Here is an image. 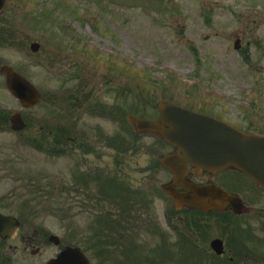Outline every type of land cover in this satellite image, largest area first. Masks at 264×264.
<instances>
[{
	"label": "rangeland",
	"instance_id": "1",
	"mask_svg": "<svg viewBox=\"0 0 264 264\" xmlns=\"http://www.w3.org/2000/svg\"><path fill=\"white\" fill-rule=\"evenodd\" d=\"M237 39H241L239 51L234 49ZM32 43L41 46L39 52L30 50ZM4 65L27 77L43 100L33 108V150L24 148L15 135L0 132V147L19 144L18 157L12 161L19 163L21 178L33 179V187L24 182L0 183L1 212L21 221L12 240H0V258L9 264H46L61 249L48 242L50 235H56L62 246L84 250L91 264H128L124 257L134 252L113 239L115 231L102 223L105 213L123 222L122 230L132 235L126 242L148 247L143 248V256L163 245L164 235L173 245L182 232L190 243L187 220L208 227L209 236L197 250L200 255L212 239L223 236L217 228L222 225L220 217L174 213L162 191L170 176L157 167L168 149L154 138L133 134L126 117L158 121V105L170 103L209 115L217 112L240 129L264 130V0H7L0 14V67ZM68 97L78 100L79 139L82 133L95 135L86 127H99L121 135L125 150V140L133 137L130 164L115 163L117 156L125 162L120 144L118 154L102 146L100 159L86 160L96 169L84 165L83 153L72 151V144L67 155L42 151L43 140L37 133H54L50 143H57L56 133L67 128L68 112L63 113L62 102ZM19 106L0 86V114ZM77 166L82 172L86 168L123 182L141 208L131 211L133 200L127 208L122 200L111 201L98 186L93 188L95 183L91 184V194L98 196L94 203H85L76 194L67 197L64 190L73 187ZM217 178L231 183L242 180L229 172ZM15 187L18 193L10 196ZM234 189L254 210L241 218L226 214L229 231H245V249L258 244V254L264 255V194L246 180ZM174 216L181 221L176 239L168 229ZM92 222L100 232H91ZM157 232L161 239L154 235ZM161 245L156 251L159 257ZM170 247L172 256L165 264H186L181 260L183 249L179 253ZM37 249L40 252L34 256ZM192 260L188 263H202Z\"/></svg>",
	"mask_w": 264,
	"mask_h": 264
},
{
	"label": "water",
	"instance_id": "2",
	"mask_svg": "<svg viewBox=\"0 0 264 264\" xmlns=\"http://www.w3.org/2000/svg\"><path fill=\"white\" fill-rule=\"evenodd\" d=\"M5 0H0V11ZM39 49L33 44V52ZM7 72V85L13 94L24 103L31 100L36 105L41 100L39 92L33 89L10 69ZM162 120L160 123L129 117L128 121L139 133L160 136L167 143L176 146L179 154L171 155L160 161L174 176L173 182L164 187V191L174 200L177 209L184 207L211 211L226 203L235 204L236 212H243V206L229 194L212 186L200 187L186 181L190 172L199 174L203 170L218 172L227 168L238 170L258 184L264 191V137L239 133L232 127L207 116L161 104L159 106ZM16 123L14 119L13 124ZM14 124V129L16 128ZM168 127V129L166 128ZM189 166L195 170L190 171ZM182 188L183 191H179ZM19 227L15 218L0 215V237L7 239L13 236ZM58 243L57 238L51 239ZM220 252L218 241L213 243ZM48 264H89L79 249H66L55 260Z\"/></svg>",
	"mask_w": 264,
	"mask_h": 264
},
{
	"label": "flooded vegetation",
	"instance_id": "3",
	"mask_svg": "<svg viewBox=\"0 0 264 264\" xmlns=\"http://www.w3.org/2000/svg\"><path fill=\"white\" fill-rule=\"evenodd\" d=\"M0 80H5L4 74L0 73ZM77 101L78 100L76 98H69V97L67 100H63V113L66 111L68 112L67 128H64V131H63L64 133H62V143H63L64 155H67L66 152L69 151V145L72 144L73 145L72 151L80 150L84 155L83 158H85L83 163L84 165L85 164L87 165L88 162L86 160H90L91 158H94V160L95 158H98V159L101 158L102 146H107L108 148L115 149L116 153L118 154V150H119L118 144H120L121 149L119 150V154L120 153L126 154L125 162L120 161L119 156H117L116 157L117 161H115V163L119 166H123L122 165L123 163L130 164L131 160L133 159V137L132 136H129L130 138L129 140L127 139L125 140V150L123 149L124 151L122 150L123 137L121 135H116L113 132L100 129L99 127L87 128L85 126L87 129V132L93 130L95 132V135L91 138L90 136L91 133H82L81 138L79 139L80 135H77V133H75V129L77 125L80 123V121L75 116V112H77L78 110L76 108L78 107ZM16 114L21 115L26 125L25 130L18 132V133L13 132L9 129L10 128V118ZM211 116H214L215 118L221 121H226L223 115L218 114L217 112L214 115L211 113ZM0 128H1L0 132L2 131L6 133L5 131H7L9 134L11 133L15 135L18 141L24 144L23 146L24 148H29L33 150V107L30 109H25L20 105L18 111L15 113L10 112L8 109H5V112L0 114ZM131 130H132V133H135L133 128H131ZM241 131L249 132V133H264V130H259V129L241 130ZM0 134H3V133H0ZM37 136H39L40 139L45 138V141L49 142V141H52L53 134L52 133H37ZM144 137L148 138L150 136H144ZM151 138H155V137L151 136ZM156 139L158 140V142L161 143L163 147L168 149V152L164 155L174 154L177 152V149L175 147L166 144L158 137H156ZM18 149H19V144L17 146H11V147H0V183L3 182V183L14 184V183L24 182V185L28 187L29 186L33 187V179L28 178L29 181H27L25 178H21L22 174H21V170L19 167V163L16 161H12L13 158L15 159L16 157H18L17 155ZM6 151L13 153V155L5 154ZM87 167L88 168L90 167L91 169H96L94 166L91 167V163L88 164ZM223 173L210 174V173L205 172L199 178L193 177V180L191 179V181L197 182V184L199 185L213 184L227 191L230 194L237 195L238 197L242 199L243 204L245 205V208H246L245 212L241 215H238L234 211V207L229 204H226L222 210H214L209 213L203 212V211L189 210V209H183V210L176 211L175 209V214H179V213L181 214V212L189 211L194 214L198 213L200 215L202 214L206 216L220 217L221 220L219 223H221L222 225H218L217 228L219 229L221 233H223V236H221L220 238L217 237V238L212 239L208 244V249H206L203 252L200 251V253H202V255H200L197 253V250L199 246H202V244L204 243V240L209 236V231L207 230L208 227L199 225V222L198 223L196 222L197 223L196 226H190L191 235H192V239L190 240V243L186 242L182 232H181V237L178 240L176 239L179 233L177 223H179V226H180L181 221L176 219L175 218L176 216H174L173 226L169 224V227L171 228L170 232L171 234H173V238L175 237L176 239V241L174 242L176 244H173L172 246L179 249V251L183 248L191 249V253L193 255L192 259L197 261L198 263L199 262L204 263V261L206 262L212 261L210 264H240L242 261H244L243 264H259L260 261H264V255L258 254V247L260 246L256 244L257 246L256 248L252 247V248L245 249L244 243L246 244V242L244 241L247 240V238L243 235V232L245 231L235 230L234 233L230 232L231 229L229 231V226L231 225V223L227 222L228 219L226 216V214H230V216L232 217L241 218V217H246V216L251 215L254 209L248 207L245 204L243 197L239 195V193L234 189V187H238V186L241 187V184L243 183L244 180L248 181V183H251L252 186L256 190H257V187H255V185L251 182V180H249L248 178H245L243 175L238 174L236 172H229V173L231 174L235 173L236 176H238V178L242 179L238 183H231L232 181H230V179L228 180V178H221V180H218L217 178L218 175L223 176L226 174V172L225 174ZM167 174L170 176V179H172L171 174L169 172H167ZM228 181L230 182V184H228ZM18 190L19 189L15 187L10 196L12 195L15 196V193L17 194ZM172 207L174 208L173 202H172ZM248 233L252 234L251 231ZM227 235L228 237H226ZM226 238H229V239L227 240ZM241 239H243V242L241 241ZM249 239H251L250 236H249ZM163 240L165 241L164 238ZM214 240H220L222 242L221 246L223 250L221 254H217L213 250L212 244ZM238 255L240 256V258L237 257ZM239 259L241 260V262L238 263Z\"/></svg>",
	"mask_w": 264,
	"mask_h": 264
}]
</instances>
